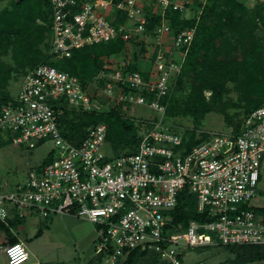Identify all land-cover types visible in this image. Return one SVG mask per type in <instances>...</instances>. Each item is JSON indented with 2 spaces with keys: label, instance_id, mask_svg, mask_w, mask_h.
Here are the masks:
<instances>
[{
  "label": "built area",
  "instance_id": "1",
  "mask_svg": "<svg viewBox=\"0 0 264 264\" xmlns=\"http://www.w3.org/2000/svg\"><path fill=\"white\" fill-rule=\"evenodd\" d=\"M253 1L250 7L261 4L264 17V0ZM49 3L52 60L68 58L73 50L86 46L136 36L147 46L144 56L156 48L155 58L147 80L141 71L127 69L133 59L126 50L115 61L103 59L102 70L85 86L49 63L24 74L18 92L0 107V138L9 134L11 142L28 149L50 141L52 159L40 168L32 167L10 189H3L7 183H1L0 221L14 212L21 217L36 213L42 219L54 215L85 219L95 226L93 253L102 255V264L121 262L135 248L154 251L171 264H183L178 247L264 246V204L256 203L257 198L264 201V191L258 188L264 179V106L244 118L237 134L232 127L210 133L188 150L182 134L163 122L166 104L162 99L181 71L186 51L180 48L191 43L195 30L183 29L169 37L165 11L169 6L183 10L184 0ZM151 15L159 16L160 23L148 39L145 30ZM260 35L264 42V27ZM169 38L171 51L176 50L173 59L165 56ZM60 100L87 113L123 103L125 111L136 105L160 116L141 121L134 152L114 156L105 151L103 123L90 126L78 143L61 134L56 111ZM185 187L207 219L190 220L182 227L169 212ZM0 253L7 264H24L29 259L22 241L0 245ZM21 255L25 258L19 259ZM245 264H264V259Z\"/></svg>",
  "mask_w": 264,
  "mask_h": 264
},
{
  "label": "trees",
  "instance_id": "2",
  "mask_svg": "<svg viewBox=\"0 0 264 264\" xmlns=\"http://www.w3.org/2000/svg\"><path fill=\"white\" fill-rule=\"evenodd\" d=\"M184 5L183 10L169 6L165 11V19L170 27L169 36L172 37L183 29H195L191 43L187 47L180 48L186 52L181 63V71L175 77L174 89L172 87L170 93L162 99L166 104L165 114L168 117L173 114H189L199 121L212 110L220 108L223 111L225 110V103H222L223 94L227 91L226 84L231 82L242 95V100L246 102L241 120L232 123L227 119V124L231 125L234 133L237 134L244 118L252 110L264 106V42L260 35L261 27H264L263 6L255 4L253 7H247L238 0H184ZM186 9L194 13L191 18L183 17V11ZM119 22H123V19ZM50 23L49 0H10L9 6L0 10V56L6 54L7 49L10 48L13 59L18 65L25 66L30 63L24 73L42 63L55 66L56 60H52L49 53H43L37 48L45 37L48 42L44 46L49 49ZM159 23V16L148 17L145 34L152 35ZM240 40H243L240 52L235 51ZM128 42H131L133 62L127 66V69L142 72L140 62L144 58L147 46L144 40L137 36L126 40L118 37L105 43L73 50L70 57L59 61L57 59L58 64L55 67L76 76L85 86L102 70L103 58L112 55L121 56ZM165 50H169L165 53L166 58L176 57V50L171 51L169 41L168 45H165ZM233 53L236 55L233 56ZM148 73L147 70L142 72L145 80L148 79ZM9 74L10 69H4L0 60V107L13 98L1 92L8 84ZM183 82H187L185 89L188 91L184 96L176 92L177 89L182 88ZM205 91L210 92L208 98L204 95ZM60 101L62 104L55 107L58 127L61 134L70 142H80L90 126L103 123L106 125V142L110 145L112 155L136 150L139 141L138 126L133 118L125 117L121 113L125 104L115 103L108 110L87 113L76 111L68 107L65 101ZM193 134V130H188L186 135H182L185 150L207 138V135H204L200 139H194ZM10 137L8 134L3 139L10 141ZM51 159L50 152L37 168ZM196 206L195 196L185 187L178 192L176 206L169 213L174 222L186 227L190 220L207 219L204 214L197 211ZM22 222V218L15 212L5 222L0 221V232L6 234L9 243L17 242L16 236L11 234L10 229ZM41 229H38L35 237L40 236ZM223 247L235 252L236 259L240 260L239 264L264 259V246H255L259 249L246 245ZM235 247L241 248L242 251H237ZM147 253L148 250L135 248L127 254L125 260L116 264H138ZM150 256L153 262L158 258L154 254ZM241 257L246 261L240 259ZM98 259L102 262V255H99Z\"/></svg>",
  "mask_w": 264,
  "mask_h": 264
},
{
  "label": "rangeland",
  "instance_id": "3",
  "mask_svg": "<svg viewBox=\"0 0 264 264\" xmlns=\"http://www.w3.org/2000/svg\"><path fill=\"white\" fill-rule=\"evenodd\" d=\"M238 1L246 4L247 7H250L254 3L253 0ZM9 2L10 0H0V10L8 7ZM193 14L194 13L191 12L190 9H186L183 11V17L191 18ZM148 36L149 35L146 34V37ZM171 39L172 38L168 40L169 44H171L172 42ZM168 41H165L166 46L168 45ZM234 41L236 43L237 40L235 39ZM242 41L243 40H240L237 43V49L235 51H239L241 49L240 45ZM47 42L48 39L44 37V40L37 45V48L43 51V53H49V49H46L44 46V44ZM125 50L126 53L132 57L133 52L131 42L126 43ZM155 52L156 48H152L148 51L147 56H144L143 60H141L140 63L142 65V72H145L146 70L148 72L151 71L152 62L155 58ZM236 53H233V56H235ZM119 57L120 56L112 55L109 58L115 61L119 59ZM0 60L3 62L4 69H10L8 84L6 87L2 88L1 92L14 96L20 88L22 78L25 74L24 72L30 66V63H27L25 66L18 65L17 62L13 59V52L10 50V48L7 49L6 54L0 56ZM55 60V66H57V59ZM59 60L60 59H58V61ZM147 64L150 65L148 66ZM175 83L176 82L173 83V89L174 85H176ZM183 83L184 84L182 85V88L177 89L176 92L184 96L188 93V91L185 89V86H187V82ZM226 87L227 91L225 92V94H223L222 99V103H225V110L222 111L220 108L217 110H212L211 112L204 115L203 118H201L199 121L198 119H194L189 114H173L169 117L165 114V117H163V122L168 123L175 132L182 135H186V132L188 130H193L194 139H200L204 135L208 136L210 133L214 132L229 131L231 125L227 124V119H230L232 123L241 120L245 110L244 105L246 104V102L242 100V95L235 88L233 83L228 82L226 84ZM88 88L90 90L93 89L91 86ZM96 94H98V92ZM204 95L206 98H208L210 92L205 91ZM96 97L99 101H105V99H103V97L100 95H97ZM182 100H184V98ZM106 104H109V101H106ZM121 113L125 117L134 119V121L137 123L138 131H141V129L143 128V123L141 121L158 119L160 116V114H157L155 111L149 109L148 107H138L136 105L129 106L127 111L121 109ZM51 148L52 143L50 141L37 144L34 149H28L23 144H16L1 138L0 185H2L1 183L3 182L7 183V186L3 189H10L14 184L22 182L25 179L27 172L33 166L39 165L47 156ZM110 150V145L107 143L105 151L111 154ZM258 188L261 191H264V179L261 180ZM256 203L264 204V201H262L261 198H257ZM35 214L21 217L23 220V224L21 226H24L23 230H18L16 227L13 228V231L11 232V234L19 233L22 236H28L34 234L39 228L45 230L48 227L49 231L45 232L44 237L41 240H37L33 244V249L35 252V259L33 261L35 262V264H102V262H100L98 259L99 254L96 255L93 253L97 244L96 238L95 240L92 239L96 234L95 226L93 227L94 231H92V226L90 224L80 221L77 218L61 216V219H58L54 216H50L42 221L40 220L42 218L38 216V214ZM0 244H3V241H1ZM252 247L254 248L255 246ZM259 247L255 248L259 249ZM234 249L239 252L242 251V249L238 247H235ZM176 251L178 254H180V259L183 264L240 263V260L236 259L235 252H232L224 248L223 246H204L189 248L178 247L176 248ZM153 254L158 256V258H156L157 260L154 262L151 258L152 256H150ZM243 257H241L240 259L246 261ZM27 263H30V261ZM0 264H7L3 254H0ZM138 264L171 263L160 258L159 254L155 253L154 251L148 250L147 255H145Z\"/></svg>",
  "mask_w": 264,
  "mask_h": 264
},
{
  "label": "crops",
  "instance_id": "4",
  "mask_svg": "<svg viewBox=\"0 0 264 264\" xmlns=\"http://www.w3.org/2000/svg\"><path fill=\"white\" fill-rule=\"evenodd\" d=\"M33 167H35V166H33ZM17 184V183H16ZM15 185V184H14ZM13 185V186H14ZM0 188H2L1 187V185H0ZM17 214V213H16ZM32 214H35V213H28L27 215H24V217L25 216H28V215H32ZM12 215H13V213H12ZM18 215V214H17ZM36 215V214H35ZM19 216V215H18ZM61 216H65V217H71V218H77L78 220H80V221H83V222H87L88 224H90L91 226H92V231H94V229H93V227H94V225L92 224V223H90V222H88L87 220H85V219H81V218H78V217H76V216H73V215H54V217L55 218H58V219H61L60 217ZM19 217H21V216H19ZM40 220H42V221H44V219H40ZM39 220V221H40ZM41 221V222H42ZM61 222V221H60ZM36 223H37V221H36ZM23 224V222L21 223V224H19V225H17L16 227H17V229L18 230H23V228H24V226H21ZM16 227H12L11 229H10V231L12 232L13 231V228H16ZM42 230V229H41ZM37 231H38V229H37ZM36 231V232H37ZM49 231V229H48V227L45 229V230H42V232H41V234H40V236H38V237H35V234H36V232L34 233V234H31V235H28V236H22V235H20L19 233L18 234H12L13 236H16V239H17V241H22V242H24V244L26 245V248H27V250H28V253H29V259H28V261H26L24 264H35V262L33 261L34 259H35V252H34V249H33V244L37 241V240H41L43 237H44V235H45V232H48ZM95 238H96V234L94 235V237L92 238L93 240H95ZM1 241H3V244H6V243H9L8 242V240H7V236H6V234L4 233V232H0V242ZM0 245H2V244H0ZM32 245V246H31ZM0 254H2V253H0ZM5 258V257H4ZM30 261V263H27V262H29Z\"/></svg>",
  "mask_w": 264,
  "mask_h": 264
},
{
  "label": "clouds",
  "instance_id": "5",
  "mask_svg": "<svg viewBox=\"0 0 264 264\" xmlns=\"http://www.w3.org/2000/svg\"><path fill=\"white\" fill-rule=\"evenodd\" d=\"M18 251V250H17ZM25 257H23L22 255L19 257V259H24ZM14 264H18L17 261H14Z\"/></svg>",
  "mask_w": 264,
  "mask_h": 264
}]
</instances>
